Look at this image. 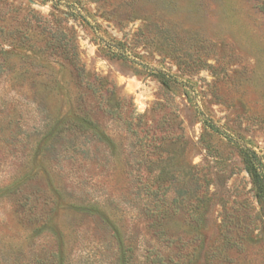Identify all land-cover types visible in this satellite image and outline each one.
<instances>
[{"label": "rangeland", "instance_id": "374dc122", "mask_svg": "<svg viewBox=\"0 0 264 264\" xmlns=\"http://www.w3.org/2000/svg\"><path fill=\"white\" fill-rule=\"evenodd\" d=\"M260 3L0 0V264H13L22 248L34 246V226L19 225L20 216L4 193L7 186L25 178L33 189L66 185L37 158L34 97L67 117L77 93H90L78 85L64 59L72 44L98 93L105 98L114 93L124 113L142 117V127L151 129L148 144L155 135L171 139L164 147L168 170L178 174L196 167L197 177L206 180L200 239L190 240L195 232L184 217L168 223L169 234L182 239L180 254L194 255L193 264H264V216L240 153V147L254 151L264 174ZM160 74L171 82L165 85ZM97 120L109 130L122 128L103 113ZM103 169L85 170L96 177L94 195L102 201L105 194L116 197L125 188L122 172ZM74 202L80 201L60 197L51 224L56 235L43 237L51 238V246L61 245L71 264H119L113 254L115 228L75 213ZM119 218L116 228L128 249L134 227L130 217ZM143 248L133 259L126 252L128 264H146Z\"/></svg>", "mask_w": 264, "mask_h": 264}, {"label": "trees", "instance_id": "16d2710c", "mask_svg": "<svg viewBox=\"0 0 264 264\" xmlns=\"http://www.w3.org/2000/svg\"><path fill=\"white\" fill-rule=\"evenodd\" d=\"M258 1L261 2L260 9L264 11V0ZM64 59L72 67L78 85L90 93H77L76 107L72 115L67 117L50 112L45 99L37 98L36 95L34 97L37 158L51 173L65 178L66 185L59 189L57 186L51 188L53 183H48L44 189H38L35 185L33 189L30 179L25 178L22 182L7 186L4 193L12 203L13 213L20 216L19 225L31 230L34 226V246L22 248L13 264H71L69 256L61 250V245L51 246V238L43 237L44 234L52 237L56 235L51 226L52 215L63 196L80 201L70 205L75 213L95 224H103L112 230L115 228L112 236L117 247H114L113 254L118 256L119 264H128L126 252L133 259L141 247H144L146 264H193L194 255L180 254L182 239L169 234L168 223L182 216L190 222L195 232L190 240L200 239L198 231L203 224L201 204L207 198L208 188V184H202L206 180L197 177L194 173L196 167L178 174L168 170L170 163L165 158L167 149L164 147L165 141L171 139L155 135L148 144L147 135L151 129L142 127V117L124 113L121 98L115 102L114 93H108L107 98L104 93H98L95 84L87 79L75 44L68 48ZM0 66L2 74L4 71ZM160 78L165 85L171 82L170 78L162 74ZM100 113L113 122H120L122 128L109 130L102 127L97 120ZM206 127L215 130L208 123ZM240 153L257 189L264 216L262 164L254 151L240 147ZM88 167H102V172L111 171L112 175L117 171L122 172L121 175H125L124 191L116 197L105 194L103 201L98 199L94 195L96 177L85 172ZM136 169L138 173H134ZM201 187L204 188L202 193ZM113 204L117 207L111 209ZM119 215V220L130 217L134 227L130 234L131 247L128 249L124 248L125 237L116 228L115 220ZM140 227H143L144 234Z\"/></svg>", "mask_w": 264, "mask_h": 264}]
</instances>
